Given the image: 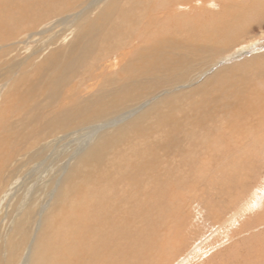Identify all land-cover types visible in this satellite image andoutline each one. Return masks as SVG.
<instances>
[{"label": "bare ground", "instance_id": "bare-ground-1", "mask_svg": "<svg viewBox=\"0 0 264 264\" xmlns=\"http://www.w3.org/2000/svg\"><path fill=\"white\" fill-rule=\"evenodd\" d=\"M236 1L0 0V264L192 263L194 257L174 253L181 236L176 217L195 186L187 180L196 166L217 171L203 134L221 109L246 97L250 76L241 75L252 63L216 69L217 56L239 36L209 37L215 30L206 18L264 7V0ZM195 24L205 26L196 31ZM133 33L141 43L119 51ZM85 66L96 69L87 96L72 83ZM42 107L55 108L40 117ZM240 114L233 112L228 121L237 120L224 126L230 136L252 130L240 124ZM86 123L95 125L71 131ZM34 126L52 139L39 145ZM70 138L74 146L61 160L55 147ZM199 149L206 161L196 157ZM166 156L178 160L176 172ZM172 182L175 191L168 188ZM261 184L239 213L257 208L264 178Z\"/></svg>", "mask_w": 264, "mask_h": 264}, {"label": "rangeland", "instance_id": "rangeland-1", "mask_svg": "<svg viewBox=\"0 0 264 264\" xmlns=\"http://www.w3.org/2000/svg\"><path fill=\"white\" fill-rule=\"evenodd\" d=\"M251 1L252 0H241V1L239 0L236 2L240 3V2H251ZM262 4L263 3L261 2V5ZM214 5L217 6V3H215ZM245 8L246 9L244 10L241 7H238L236 9L232 8V10L234 11L227 13L219 12L214 14L213 16H209L210 18L209 17L206 18L207 20H211L213 22V27L211 30L214 29L216 31V32L211 31L209 34H207L208 36L212 35L209 37H215L218 35L221 36L224 33L228 35H234L235 32L239 36L238 42L234 46H232L234 48L231 47V49H228L224 54L217 56L218 58H216V60L219 59L218 60L219 64L217 61V64L215 65L217 67L216 69L219 68L220 70H223L224 68L225 71L230 72L236 70L237 68L234 67L239 66L240 64H250V62H252L250 65L246 67V69L244 70L245 72L244 73L242 72L243 74L241 75L243 79L246 76L247 77L252 76V77L246 78L247 81L244 79L245 82L249 85L246 86L247 88L244 86L245 83L243 84V88H244L243 91L245 90L244 92L247 93L246 97L248 98L249 96V98L247 99L244 96V97H239L238 100L236 97V99H234L236 100L235 105L231 106L230 104L229 107H224L225 111L221 109L222 114H218V117H220V119L216 117L214 125L210 126V128H208L209 130L208 129L205 130L206 133L203 134V137L206 138V143H207V144L205 143L204 145H206L207 150L211 151L212 156H210V160L213 166L218 167L217 171H215L214 173L213 171L205 172L204 171L205 169L203 167L200 168L199 166H196L197 169L200 170L197 171V169L195 168L194 170V172H196L195 175L193 176V178L189 177L191 179L188 178L187 180V181L190 180L194 181L195 186H193V182H192L191 183L192 192L184 198L183 206L180 209L181 214L176 217L179 218L178 220H180L179 223H177L176 225L179 226L181 230V236L176 237L178 238V240L176 247L174 249V253L176 255L177 253L181 255H185V257L187 256L194 257L192 263L190 262L189 264H237V263L264 264V196L263 199L259 201L257 208L247 212H243L244 214L239 213V211L242 210L241 206L245 202H247L254 188L256 186L262 185L261 183L263 182V178H264V99H263L264 75H260L264 71V63H262L264 62V54H263L264 53V17H263L264 7L261 9H254V10H249L247 7ZM236 14L238 17L236 16ZM170 21H169V28L171 31L173 30L175 31V28L178 25L174 23L173 18ZM247 21L250 23H247ZM195 25L196 27H198L196 31H198L199 28L201 29L202 26H205L202 24L201 26L200 24H195ZM207 25H209V21ZM134 35L135 37H133L131 34V36L127 38V40H129V44L125 45L123 48H120L119 51L132 50L133 47L141 43V37L136 34ZM199 52L200 51H195V54ZM234 52L235 54L232 55V53ZM203 53H205V51L201 50V54ZM226 54L227 57L225 59L221 58V56ZM115 55L116 54H112L111 61H113L116 58ZM166 55L172 56L170 51H166ZM255 60L260 62H257ZM98 65H100V62H98L95 65V67H98ZM85 68L87 70L80 68L76 72L74 81L72 83L73 84L75 83V87H77L76 89L80 91V94L87 96L90 90L88 88H90V84L94 82V80L91 81V79L94 78L93 74L96 71V69L90 71L88 70L89 67L85 66ZM156 68L157 65L154 68V70ZM119 74L124 76L123 72L122 73L120 72ZM249 79L252 81V83ZM248 87H251V89L254 90L256 89L255 90L256 93L260 90L259 92L263 93V98L257 97L255 91H253L254 95L256 96V98H254L252 96L253 93H251L252 90H250L251 92H247ZM154 90L156 91V88H154L153 91ZM230 90L234 92L237 89L236 87H232ZM156 93H159V91H157ZM224 94H226V91L224 92ZM71 96L72 94H70L69 99H71ZM258 102L259 104H257ZM54 108L55 107H51V108L42 107L38 110V116L43 117L50 110H53ZM238 111L241 114L236 116L238 118L240 117L239 118L240 124L241 125L244 124V126L247 124L250 127L249 129L252 128V130H249L250 131L249 135L243 129H238L234 131V134L232 133V136H230L232 129H228L224 127V126H228L227 124L230 125V122L237 120L235 119L228 121L232 113L234 112L235 114V112ZM225 113L228 115H226ZM44 119L47 120L48 117H45ZM201 124H213V123L204 121L201 122ZM93 125H95V123H86L83 125H77L73 127L74 129L71 128L72 129L71 131H78L83 128L87 129ZM33 128H36V130L33 131L35 135L41 136V138H39L40 139L39 145L43 144V141L45 140L47 141L52 139L53 136H50L46 132L49 130V128H47L44 131L46 133H41V129L39 128V126L37 127L34 126ZM227 129L231 131H228ZM254 129L255 132L256 131L258 132L256 133L253 132ZM25 130H28L27 135L31 136L32 133L29 131V128L25 127ZM80 132L82 133V131ZM225 132H229L228 133L229 135H226ZM56 133L63 134L65 132H56ZM76 134L78 133L72 134V137H74V135ZM242 136H244L243 140L240 139ZM197 137L200 138L198 134ZM245 137L247 139H245ZM71 139L72 138L68 139L67 141L64 140L66 143L60 142V144H57L55 147V154L61 160L67 159L68 151L74 146V143H68ZM150 140L154 141V139H150ZM14 142L20 144V139L19 141L15 139ZM1 149H5V147ZM15 149H17V147L14 144V148L12 149L14 151L12 152H14V154H17L18 152H16ZM205 150L203 149L204 152ZM245 151L246 153H244ZM195 154L196 157L199 156L197 158H201L206 161V158H204L203 156L204 154L202 153V149L196 150ZM243 154L246 156H243ZM247 157H249L250 160ZM258 159L261 161H259ZM171 160L172 159L170 156H166L164 161L165 162L170 161L169 163L172 164V167L178 165L177 164L178 160H173V161ZM235 161H237L236 164ZM213 163H216V165H214ZM224 166L228 168H224ZM172 169H175V167H173ZM220 169L222 171H220ZM174 171L176 172V169ZM201 171L202 174L204 175L200 173ZM198 176L202 177L201 180L199 181L196 180ZM170 179H175V178H170ZM208 185L211 186L209 187ZM176 187L178 188V185H176L173 182L171 184H168V188L170 190L172 189L175 191L177 189ZM185 189H183V191L187 192V190ZM183 191H181V193H184ZM176 192L179 193V190ZM191 195H195V196L192 197ZM168 196L170 198L169 202L174 204L175 203L173 201L174 195L170 194ZM174 205H176V203ZM224 210L227 211L225 212ZM170 218L172 217L170 216ZM253 219L255 221H253ZM198 255L199 257H197Z\"/></svg>", "mask_w": 264, "mask_h": 264}]
</instances>
